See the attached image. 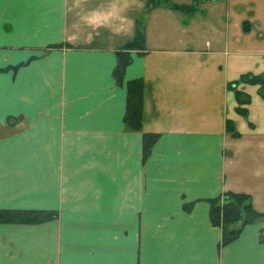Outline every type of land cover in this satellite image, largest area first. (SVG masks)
Instances as JSON below:
<instances>
[{
  "label": "crops",
  "instance_id": "crops-1",
  "mask_svg": "<svg viewBox=\"0 0 264 264\" xmlns=\"http://www.w3.org/2000/svg\"><path fill=\"white\" fill-rule=\"evenodd\" d=\"M146 10L147 0H0V208L58 213L0 223V264H264V218L222 245L210 216L225 191L264 212V98L240 83L246 117L228 87L264 71V0ZM141 16L145 49L118 82V51ZM134 78L147 85L140 130L125 122ZM148 132L159 136L144 157Z\"/></svg>",
  "mask_w": 264,
  "mask_h": 264
},
{
  "label": "trees",
  "instance_id": "trees-1",
  "mask_svg": "<svg viewBox=\"0 0 264 264\" xmlns=\"http://www.w3.org/2000/svg\"><path fill=\"white\" fill-rule=\"evenodd\" d=\"M194 0L191 4H173L166 5L173 9H180L193 13L197 8V2ZM202 1V0H201ZM153 0L147 1V10L155 6ZM145 49V32L143 24L138 21L135 37L128 41L121 50L118 51V63L114 70V75L118 82H123L126 66L131 62V51ZM240 83H249L258 85V92L264 98V71L260 73L245 72L237 79L228 83V87L235 92L238 102L236 110L238 113L248 116V105L251 102V96L238 88ZM127 86V107L125 113V122L132 130H140L144 120V105L147 85L144 79L134 78L128 80ZM227 131L234 136H239V132L232 120L226 122ZM157 133H144L143 153L144 157L150 154V151L158 138ZM189 205H186L188 208ZM56 210L48 209H17L0 208V222L3 223H22L36 224L56 218ZM211 220L214 225L222 228L221 244L226 245L234 240L247 224L253 223L264 218V212L255 209L252 197L245 192L225 191L221 195L211 199Z\"/></svg>",
  "mask_w": 264,
  "mask_h": 264
},
{
  "label": "rangeland",
  "instance_id": "rangeland-1",
  "mask_svg": "<svg viewBox=\"0 0 264 264\" xmlns=\"http://www.w3.org/2000/svg\"><path fill=\"white\" fill-rule=\"evenodd\" d=\"M148 1V0H147ZM155 3H157L155 6H160V5H162V6H166L167 7V3L169 4V3H173V2H171L170 0H168V2L166 3V0H153ZM194 1V0H193ZM192 1V2H193ZM201 2V0H199L198 2H197V8H198V5H199V3ZM173 4H176V3H173ZM155 6H153V7H155ZM152 7V8H153ZM169 7V6H168ZM196 8V9H197ZM173 9V8H172ZM176 10H180V9H176ZM147 12L149 11V10H146ZM180 11H182V10H180ZM196 11V10H195ZM182 12H184V13H186V14H192V13H188L187 11H182ZM143 18H144V16H141V20H140V22L143 24ZM143 28H144V25H143ZM260 220V219H259ZM258 221V220H257ZM256 222V221H255ZM0 223H3V222H0Z\"/></svg>",
  "mask_w": 264,
  "mask_h": 264
},
{
  "label": "clouds",
  "instance_id": "clouds-1",
  "mask_svg": "<svg viewBox=\"0 0 264 264\" xmlns=\"http://www.w3.org/2000/svg\"><path fill=\"white\" fill-rule=\"evenodd\" d=\"M124 26V18L121 17V22L117 25V28L123 27Z\"/></svg>",
  "mask_w": 264,
  "mask_h": 264
}]
</instances>
